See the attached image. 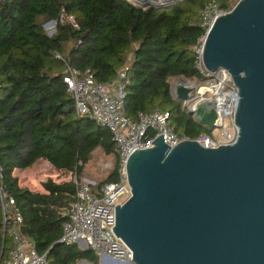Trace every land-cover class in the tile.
<instances>
[{
	"label": "trees",
	"instance_id": "16d2710c",
	"mask_svg": "<svg viewBox=\"0 0 264 264\" xmlns=\"http://www.w3.org/2000/svg\"><path fill=\"white\" fill-rule=\"evenodd\" d=\"M214 1L230 10L235 0H179L166 8L135 6L129 0H0V166L1 184L22 213L23 232L51 264L94 263L91 248L60 241L67 208L76 200L73 182L43 183L48 193L22 187L16 168H31L46 160L61 170L85 177L93 152L113 155V168L98 181L118 180L120 157L109 128L90 116H79L63 79L66 64L91 69L98 81H108L130 61L125 106L137 120L140 112L171 113L180 135L195 138L211 133L173 96L171 80L199 77L193 44L204 31L201 12ZM65 9L80 28L61 22ZM57 21L49 35L45 25ZM60 54L63 59L56 57ZM13 246L4 236L0 207V255Z\"/></svg>",
	"mask_w": 264,
	"mask_h": 264
},
{
	"label": "water",
	"instance_id": "95a60500",
	"mask_svg": "<svg viewBox=\"0 0 264 264\" xmlns=\"http://www.w3.org/2000/svg\"><path fill=\"white\" fill-rule=\"evenodd\" d=\"M203 64L212 73L228 70L238 88L237 139L172 147L162 133L154 147L132 153V196L116 203L112 227L133 250V264H264V0H239L215 20ZM191 91L179 85L177 97L185 101ZM197 117L214 128V103Z\"/></svg>",
	"mask_w": 264,
	"mask_h": 264
},
{
	"label": "built area",
	"instance_id": "2783aa9c",
	"mask_svg": "<svg viewBox=\"0 0 264 264\" xmlns=\"http://www.w3.org/2000/svg\"><path fill=\"white\" fill-rule=\"evenodd\" d=\"M135 6L146 9L143 3H163L167 0H129ZM170 2L179 0H169ZM217 2L210 1L204 6L201 17L204 31L193 44L195 56L194 67L204 77L183 79L174 77L171 80V92L177 97L179 85L192 88L184 107L195 118L200 107L207 102L214 103L215 127L211 133L201 132L195 138L180 135L171 125V113L155 109L140 112L137 120H132L126 111L125 99L127 86L130 83L129 66L126 64L117 71L115 77L108 81H98L91 69L81 70L66 64L63 79L67 90L75 99L79 116H90L99 124L112 132L115 152L120 157L118 180L99 185L98 180L90 177H80L77 172L57 169L50 162L44 171H36L29 176H17L20 186L28 181L41 183V188H28L33 192L48 193L43 183L51 179L54 183L73 182L77 186L76 200L67 208V219L63 224L60 241L65 244H78L81 249L91 248L101 256V263L133 264L134 255L130 246L116 234L113 225L116 224V203L121 205L132 196V187L127 173L129 157L137 148L154 147L155 139L162 133L164 141L172 147L184 139L197 141L204 147L217 148L236 141L239 128L235 122V111L238 101V88L228 70L220 68L210 72L204 67L203 53L206 40L215 20L227 13ZM60 21H70L77 29L80 28L75 16L62 10ZM57 21L45 25L49 35L56 31ZM56 57L63 59L60 54ZM37 164V163H36ZM35 166V165H34ZM35 168V167H34ZM106 168H113L112 163H106ZM0 166V207L2 210V228L4 236L13 240V246L8 249L0 260V264H51L47 253L39 254L34 243L23 232V216L16 208L15 198L1 184ZM79 264L83 262L78 261ZM78 264V263H77Z\"/></svg>",
	"mask_w": 264,
	"mask_h": 264
},
{
	"label": "rangeland",
	"instance_id": "374dc122",
	"mask_svg": "<svg viewBox=\"0 0 264 264\" xmlns=\"http://www.w3.org/2000/svg\"><path fill=\"white\" fill-rule=\"evenodd\" d=\"M236 3L239 1V0H235ZM46 29V28H45ZM130 62V61H129ZM214 129V128H213ZM106 163H112L114 164V160H113V155H106L100 148L96 149L94 152H93V157L91 159V161L89 162V164L86 166V173H85V176L87 177H90L92 179H95V180H98V181H101L102 179H104L108 173L112 170V168H106V173L105 174H101V171L102 169L105 167ZM48 166V162L46 161H43V160H39L37 162V164H35V168L34 170L36 171H45L46 168ZM34 173V171H33ZM32 173V174H33ZM26 174L25 173H21L20 176H25ZM43 182V181H42ZM42 182L41 183H34L33 181H28L27 183H23L22 182V187H26V188H34V189H38V188H41V185H42ZM78 245V244H77ZM79 246V245H78ZM95 253H96V259L94 261L93 264H102L101 263V256L97 254V252L95 250H93ZM108 263V262H107ZM110 264V263H108Z\"/></svg>",
	"mask_w": 264,
	"mask_h": 264
},
{
	"label": "crops",
	"instance_id": "0c3cea01",
	"mask_svg": "<svg viewBox=\"0 0 264 264\" xmlns=\"http://www.w3.org/2000/svg\"><path fill=\"white\" fill-rule=\"evenodd\" d=\"M33 171H34V165L31 168H27V169L16 168L14 170V175L19 176L20 173H25L26 174L25 176L32 177Z\"/></svg>",
	"mask_w": 264,
	"mask_h": 264
},
{
	"label": "bare ground",
	"instance_id": "6f19581e",
	"mask_svg": "<svg viewBox=\"0 0 264 264\" xmlns=\"http://www.w3.org/2000/svg\"><path fill=\"white\" fill-rule=\"evenodd\" d=\"M107 262L110 263V264H113L111 261H107ZM108 263H107V264H108ZM83 264H85V263H83Z\"/></svg>",
	"mask_w": 264,
	"mask_h": 264
}]
</instances>
